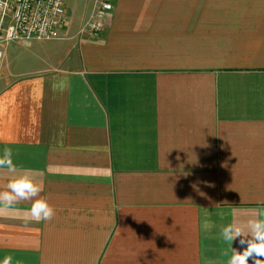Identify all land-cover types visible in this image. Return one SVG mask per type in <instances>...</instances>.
<instances>
[{"label":"crops","instance_id":"1","mask_svg":"<svg viewBox=\"0 0 264 264\" xmlns=\"http://www.w3.org/2000/svg\"><path fill=\"white\" fill-rule=\"evenodd\" d=\"M94 3L2 47L0 153L55 216L0 209V260L226 264L221 226L264 208V0H112L80 33Z\"/></svg>","mask_w":264,"mask_h":264},{"label":"clouds","instance_id":"2","mask_svg":"<svg viewBox=\"0 0 264 264\" xmlns=\"http://www.w3.org/2000/svg\"><path fill=\"white\" fill-rule=\"evenodd\" d=\"M0 169H7L12 174L3 186V190H0V209L30 202V208L23 217L25 222L50 221L54 218V207L45 198L39 196L44 190L43 183L36 181L26 172L16 174L17 167L10 148H5L0 153ZM202 227L207 231L212 225L205 220ZM219 237L228 245L222 253L227 257L226 264H249V259L253 264H264V208L250 215L234 217L221 226ZM237 238L240 245H246L243 251H237L232 247V242ZM0 264H12V257L5 256L0 260Z\"/></svg>","mask_w":264,"mask_h":264},{"label":"built area","instance_id":"3","mask_svg":"<svg viewBox=\"0 0 264 264\" xmlns=\"http://www.w3.org/2000/svg\"><path fill=\"white\" fill-rule=\"evenodd\" d=\"M112 8V0H95L79 32L98 34ZM68 21L63 0H0V59L5 44L59 38Z\"/></svg>","mask_w":264,"mask_h":264},{"label":"rangeland","instance_id":"4","mask_svg":"<svg viewBox=\"0 0 264 264\" xmlns=\"http://www.w3.org/2000/svg\"><path fill=\"white\" fill-rule=\"evenodd\" d=\"M63 1H64L65 5L69 8V14H70L71 18H73L74 15L79 11V8H81L80 4L85 2V0H63ZM87 16H85V18Z\"/></svg>","mask_w":264,"mask_h":264}]
</instances>
